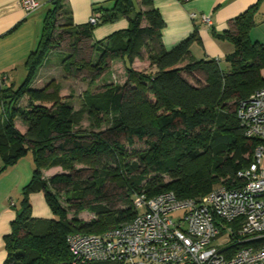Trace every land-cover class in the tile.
I'll list each match as a JSON object with an SVG mask.
<instances>
[{
    "label": "trees",
    "instance_id": "1",
    "mask_svg": "<svg viewBox=\"0 0 264 264\" xmlns=\"http://www.w3.org/2000/svg\"><path fill=\"white\" fill-rule=\"evenodd\" d=\"M53 1L23 62V80L5 85L0 78V174L28 154L33 164L10 232L3 236L2 264H71L67 234H100L130 221L135 194L150 198L172 191L197 199L217 184L237 185L236 171L249 164L258 143L244 136L234 106L264 87V42L249 37L260 0L235 16L228 29L213 31L232 45L221 60L191 57V45L200 44L197 29L164 48L165 23L151 0H140L143 10L134 0H113L110 8L93 9L95 23L79 25L62 0ZM121 17L125 29L93 40L97 25ZM144 53L154 70L132 68ZM51 55L69 75L89 74L77 106L71 93L59 94L62 87L54 78L32 86ZM114 59L122 60L125 80L94 87ZM50 167L60 171L44 177L41 169ZM34 193H42L52 217L32 216ZM82 212L91 218L80 217Z\"/></svg>",
    "mask_w": 264,
    "mask_h": 264
},
{
    "label": "built area",
    "instance_id": "2",
    "mask_svg": "<svg viewBox=\"0 0 264 264\" xmlns=\"http://www.w3.org/2000/svg\"><path fill=\"white\" fill-rule=\"evenodd\" d=\"M21 4L27 13L39 7L36 0ZM97 18L92 13L88 22ZM200 19L211 25L209 14ZM234 112L244 136L258 141L249 164L236 171L237 185L215 186L197 199L135 194L130 221L100 234H67L71 264H264V87Z\"/></svg>",
    "mask_w": 264,
    "mask_h": 264
},
{
    "label": "crops",
    "instance_id": "3",
    "mask_svg": "<svg viewBox=\"0 0 264 264\" xmlns=\"http://www.w3.org/2000/svg\"><path fill=\"white\" fill-rule=\"evenodd\" d=\"M22 0H0V78L3 84L18 85L19 79L24 78L23 62L36 46L40 37L45 16L54 4L53 0H36L39 7L27 13L21 4ZM258 0H151L153 6L160 12L165 26L162 30V43L168 49L182 38L197 29L200 44L191 45V57L194 59L216 58L223 59L232 51V45L227 41L216 38L213 31L220 33L230 27V21ZM140 0H134L135 7L146 9L139 5ZM63 5L71 12L74 24H86L95 7L100 5L112 7L113 0H62ZM190 13H195L192 18ZM202 14L211 16V25L201 21ZM264 17V0L259 1V10L256 18ZM127 27V20L119 18L112 23L97 25L93 32V40H100L115 31ZM121 60V59H120ZM122 62V60L120 61ZM113 64V61H111ZM134 70L150 68L149 61L144 53L143 58H135L131 64ZM124 79L126 78L125 67ZM142 69V68H141ZM201 77V76H200ZM1 113V106H0ZM15 126L21 132L26 127L22 124ZM8 171L0 174V264L5 259L3 236L10 232V222L15 217V206L18 205L22 187L28 183L32 175V159L28 154ZM2 165L0 159V167ZM56 173L43 172L44 177ZM32 216L34 218H50L52 213L42 193L30 195ZM80 217L82 213L79 214Z\"/></svg>",
    "mask_w": 264,
    "mask_h": 264
},
{
    "label": "rangeland",
    "instance_id": "4",
    "mask_svg": "<svg viewBox=\"0 0 264 264\" xmlns=\"http://www.w3.org/2000/svg\"><path fill=\"white\" fill-rule=\"evenodd\" d=\"M249 37L251 38V40H257L260 42H264V17L261 18H256V23L255 25L251 28V30L249 31ZM55 52H59V51H55ZM113 64H111V62L109 63V71L105 72L102 76V78L100 77L95 85H93L94 87L96 85H101L102 82L104 81H111L114 83H122L125 79H124V68L122 67V62H120V59H114L112 60ZM142 68V69H141ZM140 71H147V68H143L141 67ZM262 74H264V69H262ZM89 74L86 71H82L81 73L77 74L76 76H71L68 73H66V71H64L61 67H60V63L58 61V58L54 55H51L49 57V60L47 63H45L37 72L36 76L34 77L33 81H32V86L34 87H40L43 86L49 79H55L56 82L61 84L62 89L60 90V95L61 96H67L69 93L72 94V97L70 98V101L73 102L74 104H76V106L79 103V97L80 94L85 90V88L88 86V81H87V76ZM201 76V77H200ZM198 78H202V74H200L198 76ZM194 79V78H192ZM22 81V78L19 79L18 83H20ZM194 81V80H193ZM93 88V87H91ZM20 104H24V101L20 100L19 101ZM19 119H16V125L18 127H20L22 125L21 121L19 122ZM86 123V122H85ZM142 145L141 142H134V146L140 147ZM25 159V158H23ZM79 167V166H78ZM56 171L59 172L60 168L59 167H50V168H44L41 169L42 175L43 172L46 174H49L51 171ZM86 174V172L82 173V175L84 176ZM221 184H217L215 186H220ZM214 186V187H215ZM112 188H114L112 186ZM110 189V188H108ZM112 194H114V192H111ZM65 193L60 192L59 193V199L62 202V204L65 206L66 205V201H65ZM182 211H176L173 212L171 215L172 216H176L181 214ZM71 216V215H68ZM82 216H84V219H89L91 218V214L87 213V212H82Z\"/></svg>",
    "mask_w": 264,
    "mask_h": 264
}]
</instances>
